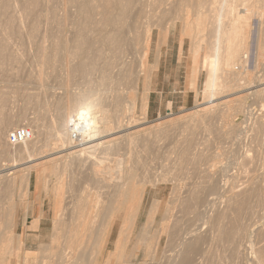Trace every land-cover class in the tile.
<instances>
[{"label":"rangeland","instance_id":"1","mask_svg":"<svg viewBox=\"0 0 264 264\" xmlns=\"http://www.w3.org/2000/svg\"><path fill=\"white\" fill-rule=\"evenodd\" d=\"M38 1V5L32 3L33 8L30 3L32 0H0V4H4L3 7H1L2 5L0 6V45L2 46L0 51V96L3 97L4 95L6 98L0 99L2 101L5 100L3 103L0 101L1 112L3 110L2 114H0V120L9 119V126L0 137V149L2 150V152L0 150V170H5L3 173L8 178L11 175L8 173L13 170L16 175L21 173L24 165H27L26 163H31L35 160L43 161L40 164L43 165L42 169H40L39 191L36 188V169L32 168L25 190L21 191L20 187L18 188V185H16L14 191L10 192L8 190L6 193L0 194V211L6 209L11 201L18 202L15 226L12 232L8 234L11 237L12 245L15 244L19 234L20 239L23 237L33 250L32 255H26L25 259L29 257L26 263L22 259L15 260L14 252H12L11 257L12 260H15L14 264H42L39 261V251L42 246L44 247L52 242V234L55 231L59 232V247L65 248L70 245V240L77 236L76 231L79 229L77 226L70 224L75 214H87V222L89 224L87 223L86 230L93 231L101 218V214H107L110 200L115 196L113 194L116 185L111 180L96 174L95 170L98 166H112L116 159H121L127 168H131V155L136 162L135 186L138 192L142 191V189L144 190L141 205L137 209L136 214L131 216L130 230L132 229V231L128 241L124 244L126 247L123 245L124 249H122L123 254L131 252V263L170 264L168 259L174 253L173 249H176L181 241L196 236L197 238H203V241H200L203 243L200 245L203 250L200 249L202 252L192 257L190 264H241L240 258L237 259L234 256L235 253L232 255L231 245L229 248V244L222 234L223 226L231 216L229 215V210L226 216L217 218L214 223L213 219L216 217L214 213L217 211L221 212L226 208L225 206H228L229 202L234 200L233 198L235 197H232L233 193H237L238 190L239 192L243 189L245 190L247 184L250 183V186L247 185L249 188L257 189L259 185V187H264V2L259 0L258 2L261 5L256 2V5L262 6L259 8L263 15L261 18L251 15L248 25L250 29L249 36L246 37L247 26L242 24L240 34L231 42V51L235 55L236 60H233L231 66L218 72L219 86L217 88L219 89L216 90L214 98L210 100L211 103H208V99L204 97V92H202L206 70L202 68L201 61L206 53L212 52L214 42L215 24L213 17L216 10L215 5L211 1L138 0L135 3L133 2L134 0H119L121 1L120 3L123 2L126 9L130 8L131 12L129 9L127 11L131 14L129 13L126 22L129 21L131 23L130 27L132 29H130L131 32L124 34L125 36L121 41V44H123V40L127 43L124 42L125 44L123 45L120 42L117 43L120 46L118 49H116V44L113 47L105 41L100 43V40H97L98 38L96 37L98 25L96 23H98V19L100 20L101 13L105 9L103 6L107 8L110 4V8L116 9L120 6V3L114 2L116 0L111 1L114 5L109 0H107L108 4L105 0H82L81 2L84 3L87 1L86 6H84V3L79 2L80 0ZM88 2L89 5L94 7L93 10V7H89ZM240 2V0H237L236 4ZM132 3H134L135 7L131 5ZM137 3L140 4L138 5ZM78 4H83L81 5L82 8H79ZM123 5L121 4V6ZM142 5L144 7L141 8ZM133 7L135 10H133ZM86 8L87 11L91 9L90 13L94 12L92 13L94 14L93 16L92 14L89 15L96 22L87 14L86 17H89L88 19L92 20L96 25L84 17ZM110 8L108 7L109 10ZM114 9L111 10L113 11ZM141 9L145 14L142 17ZM98 12H101L100 15H97L99 14ZM63 13H66V16L68 15L67 17L65 16L67 18L66 21L65 17L63 18L62 16L64 15ZM132 13H136L135 16L139 15L137 18L143 20H138ZM53 14L57 16L54 17ZM76 14L79 16L77 17ZM197 15L203 16V18L206 16L205 20L209 17V20H197L199 23L197 24L194 21L197 19ZM57 18H60L59 21L61 20L62 23L64 21L66 23L61 25L60 22H57ZM132 18L134 22H132ZM87 20L88 24L86 23ZM136 20L138 22L142 21V24L137 26ZM89 24L93 30L89 28ZM145 27L147 30L149 28L148 31H151V37L150 43L148 42L147 56L143 60L144 71L139 73L136 84L132 83V77L130 76L135 74H132V72L139 68V62L142 59L141 56H143V46L148 32H144L146 30ZM84 28L89 31L85 32L87 29L83 30ZM139 28L141 29L138 30ZM124 29L125 31L127 30L126 28ZM137 30L139 34H137ZM83 31L86 34L90 33V31L92 34L95 32L96 35L91 36V33V35H85ZM135 34H137V38L139 36L136 40L139 41L137 42L138 46L135 45L136 49L133 46L136 44L134 43L135 40L132 41V38H136ZM169 35L170 38L173 36V39L179 42V47L184 41V47L182 50L180 49L179 57L184 65L191 62V67L188 69L190 74L187 77L190 78L189 86L194 88V102L186 107L170 108L161 112L158 116H150L146 114L145 110L144 114L142 113V105L145 103L143 100L146 101L147 99V90L143 91L142 88H146L150 71L153 68V64L150 63L153 56L151 49L153 46L157 49L158 47H165ZM72 36H74L73 39ZM126 36L129 38L127 39ZM200 37L203 39L200 40V48L197 54L193 55ZM82 38L84 39L82 40ZM86 38L94 40L96 44L103 43L101 45L103 47L99 46L100 44L96 46V44L88 40L90 42L87 41L88 44L91 46L93 44L91 49L90 45L86 44ZM142 39L145 41H142ZM62 40L67 44V50L69 47L67 59L72 65L77 63V60H75L76 55L72 54L75 50V42L82 41L88 46L87 49L90 48L91 52L87 50V54L89 52L92 56L95 54L94 57H90L91 55L89 54L90 59H88V55L84 56L86 59L83 58L86 61L89 60V66L97 61V65H94L99 67L97 68L98 70L95 69L98 72L91 70L92 73L96 72L93 73V77L90 74L83 75L86 82L84 79L82 80L83 77L79 73H75L78 78H76L75 74H72L75 77H71V79L70 76H67V71L63 65L61 67L56 66L62 63L61 55L58 54V52L60 53V41L61 45L63 43ZM105 43H107L109 48L105 46ZM56 45L59 46L57 47ZM257 45L259 46L257 47ZM243 46L248 47L245 71L241 66V57L238 58L243 52ZM56 47L59 51L54 49ZM93 47H95V50L97 48H106L109 51L111 48L113 51L107 54L105 50L102 49L106 53L98 49L100 52H94ZM55 50L57 51L56 53L54 52ZM92 52L94 53L92 54ZM98 53L101 54V57L105 56V59L99 55L100 58H96L95 56ZM258 53L262 54L263 57L259 56ZM43 54L46 55V59L50 56L51 62L49 61V64L46 61L42 63ZM59 57L60 61L58 60ZM110 57L113 58L111 59ZM119 57L120 59H118ZM125 57L128 59L126 60ZM52 58L55 62H52L54 61ZM77 59L79 62L80 58ZM106 59H111L114 62L112 61L113 63H111V60ZM91 60L95 62L91 63L93 62ZM107 61L108 64L105 63ZM88 63L86 62V64ZM109 63L112 66L114 64V66H110ZM50 64H55V66L53 65L52 67ZM103 65L105 66L104 68ZM127 65H130L131 69ZM96 66L93 68H96ZM124 67L130 72L125 73L128 71H124ZM103 70L106 72L110 71L111 78L107 76L109 73L105 72L106 75L101 73ZM120 70L122 72L118 74ZM123 72L127 76L130 74V78L127 76L123 77ZM98 73H101L100 75L102 76ZM235 77L239 78L240 81L238 82L237 79V82H234ZM110 79L111 82H108ZM66 80V83L69 84V89L62 86H67V84H64ZM96 80L100 84L102 83V86L96 83ZM196 80L197 84L195 86ZM104 82H107V84ZM87 84L98 90V93H101H99L100 95L105 96V105L111 111L112 130L110 131L116 132L103 137L102 140L114 136L120 138L116 143L114 142L113 144L112 142L111 146L104 144L105 148L103 147L102 149V146L100 147L99 145L98 149L94 150L92 154H84V157L77 158L76 156L74 157L75 154L72 156L71 154L65 155L66 152L72 151L77 147H70L73 143L67 144L66 148L68 149H64L65 147L63 148L59 144L57 145V141L49 129L50 123L55 118L56 105L60 101L65 100L66 88L76 94L81 90L85 92L87 88H90V86H85ZM105 84L108 85V89L112 87L117 90L115 89L116 91L113 92L114 90L111 88L112 91L110 89L103 91L105 89L103 85L106 87ZM133 84L136 85L133 87ZM131 88L135 91L131 90ZM257 90L260 92L255 93ZM132 94L136 100V107L132 116L134 125L131 126V121L127 122L124 116L120 117L118 111L120 108L119 104L125 106L128 96ZM129 117L128 120H131ZM259 120L260 122L263 120L262 129ZM172 123L173 125L175 124L174 127H171ZM257 125L260 126L257 127ZM17 127H26L31 132V138L22 144L23 146L10 145L7 142L8 132ZM255 128L257 129L256 131ZM125 135H129V137L124 138ZM252 137L254 141L251 140ZM256 145L257 148L260 146L257 151H255ZM107 147L114 149V153L117 155L112 157L110 155L102 160H97L92 156L95 154L100 156L101 150L103 153H108L107 149L110 150V148ZM112 151L110 150V152ZM103 153L101 156L104 155ZM52 157L53 164L49 165L48 163ZM250 158L251 161H249ZM52 167L57 172L56 175L51 174ZM223 168L224 170H222ZM246 168H249L248 171L251 172L250 174L253 177ZM221 170L223 172L226 171L223 173ZM248 176L249 180L247 179ZM251 177L254 178V181H252L253 179L251 180ZM212 183H216L215 185H217L219 190H217L218 194L216 195V192L213 193L212 198H209L208 195L206 200L210 202L206 201L207 203L205 202L204 205L200 204L201 206H199V203H196L198 190L203 191ZM228 189L233 191L229 192L227 191ZM211 201L213 205H211ZM248 203L252 204V207L248 206ZM248 203L245 208L248 212H246L254 215L247 222L248 224L249 221L253 222L250 225V229H253L260 225L261 221H257L256 215L263 214L264 208L261 207V203L253 199H250ZM151 205H156V211L152 215L150 223H148L147 215ZM196 206H199L201 210L197 209ZM253 207L254 211L252 210ZM195 211L202 212V214H197L199 212ZM38 212L43 215V223L40 229L31 231L22 225V218L24 223L27 217L26 223L29 224ZM124 214L123 210L117 212L107 251L113 252L114 250L112 243L116 239L118 227L124 218ZM32 225L37 226L36 221H33ZM40 234H43L42 238L39 237ZM240 235L242 236L243 232ZM140 239L142 240L141 242H139ZM0 247V258L10 255V252L4 253L1 244ZM152 252H154L153 259L147 255V253L150 254ZM106 254L104 252L105 256ZM102 259H97L96 263L102 261ZM234 260L235 262H233ZM110 264L117 263L112 258Z\"/></svg>","mask_w":264,"mask_h":264},{"label":"bare ground","instance_id":"2","mask_svg":"<svg viewBox=\"0 0 264 264\" xmlns=\"http://www.w3.org/2000/svg\"><path fill=\"white\" fill-rule=\"evenodd\" d=\"M36 1L32 0V2H30V3L31 4L32 3H35V4L39 3L38 0H36ZM81 1L82 0H80L79 2H81ZM105 1H107V0H105ZM109 1L111 3L112 0H109ZM135 1H138V0H134L133 2H135ZM139 1H142V0H139ZM209 1H211V3L213 5H215V10H216L215 15L213 17V21L215 24L214 42H213L212 52L206 53V55L203 57V59L201 61V65H202V68L206 70V77H205V80L203 82V91L202 92H204V97L208 99V101H209L208 103H211L210 100H212L214 98V94H215L216 90L219 89V88H217V86H219L218 72L221 69L225 70L227 67L231 66L233 60H236L235 55L231 51L232 50V48L230 46L231 42L234 40V38L236 36H238V34H240V28H241L242 24L244 26H247L246 37H248L250 34L249 33L250 29L248 28L249 18H251L252 14L256 15L258 18H261L263 13H261V10L259 8L262 6L256 5V2H258L259 0H240L241 2L243 1L242 4H241V2L236 4L237 0H209ZM260 1L264 2V0L263 1L260 0ZM75 2H77V1H75ZM103 2H102V6L104 5ZM114 2L118 4L121 1L116 0ZM81 3H84V2H81ZM86 3H87V1H86ZM86 3H84L85 4L84 6H86ZM106 3L108 4V1ZM232 3H234V4H232ZM31 4H30V6H31ZM40 4H42V3L40 2ZM121 4L123 5V2L120 3V6L116 9L110 8V4H109V6H107V8H106V6H103L105 9L103 10L102 13L100 12L102 14V16H100V20L96 17L98 19V23H96V24H98L97 29H96L97 35L93 31L98 39L96 37L95 38L97 40H100L99 41L100 43H101V41H103V42L105 41L108 43V45H111L113 47L116 44V46H117V48L115 47L116 49H118L120 47L117 45V43L120 42V44H121V41L124 38V36L130 31V29H132L130 27L131 23H129V21L126 22V19L129 17V13L131 12L130 8H128L130 11V12H128L127 11L128 9H126L124 7V5L121 6ZM133 4L134 3H132L131 5H133ZM258 4L261 5V3H259V2H258ZM3 5L4 4H0L1 7H3ZM81 5H83V4H78V7L82 8ZM88 5H89V2H88ZM113 5H114V3H113ZM216 5L218 6V8ZM32 6H33V4H32ZM240 6H242V7H240ZM89 7H93V6L89 5ZM108 7L110 8V10L108 9ZM142 7H144V5H142L141 8ZM263 7H264V5H263ZM33 8H34V6H33ZM93 9H94V7L92 8V10ZM111 9H114V10L112 11ZM90 10L87 11V8H86V10L84 11L85 12L84 17H86V14L88 16L89 14L94 13V12L90 13ZM133 10H135V8ZM100 13L99 14L95 13V14L100 15ZM141 13H142L141 14V17H142V15L144 14V12H142V9H141ZM55 14H53L54 17L57 16V15L55 16ZM65 14L62 15L63 18L66 16ZM93 15L94 14H92V16ZM133 15L135 16L136 13ZM78 16L79 15H77V17ZM92 16L89 15V17H92ZM134 16H132V17L134 18ZM58 17H60V16H58ZM66 17H65V21L67 19ZM137 17L135 16V18H137ZM205 17L206 16H204V18ZM88 18L86 17V19H88ZM133 18H132V22H134ZM204 18H203V16L200 17L197 15V19H196V17H194V19H196L194 21L197 22V24H199L198 21H201ZM59 19L57 22L58 23L60 22L61 25L66 23L64 20H63L64 23H62L61 20L59 21ZM137 19L143 20L141 18H137ZM185 19H187V18H185ZM88 20H89V22H91L92 20L95 21L94 18L92 20H90V19H88ZM88 20H87V22L85 21L87 24L89 23ZM130 20H131V18H130ZM138 20L135 21L137 26H139V24L140 25L142 24L141 23L142 21L138 22ZM207 20H209V17L207 18ZM207 20H205V21H207ZM93 21L91 22L92 24H94ZM85 22H84V24H85ZM96 24H94V25H96ZM94 25H92V26H94ZM224 25H226V26L223 27ZM89 28H91L90 24H89ZM124 28H126L127 30L125 31ZM85 29H87V28H84L83 30H85ZM140 29L141 28H139L138 30H140ZM109 30H110V32H109ZM148 30H149V28H148ZM148 30L146 28V30L144 32H146ZM88 31H89L88 29H87V31L85 30V32H88ZM85 32L83 31V34H85V35H91L92 34L91 31H90L91 34L90 33L86 34ZM58 34H59V32H58ZM94 34H92L91 36H93ZM137 34H139V31ZM137 34H135L136 38H132V41L133 40L136 41L139 38V36L137 38ZM150 35H151V31H148L146 34V41L144 40L145 37L142 36V37H144V39H142V41L143 40L145 41L144 46L142 45L143 46V56H141L142 59L139 62V68L136 71L132 72V74L133 73H135V74H133L131 76H130V74H128V76H127V74L125 75L124 72L122 73V74H124L123 77H125V76L132 77L131 78L132 83L133 82L136 83L138 81L139 73L144 71L143 70V68H144V61L143 60H144L145 56H147V53H148L150 37H151ZM91 36H89V37L91 38ZM57 37H58V35H57ZM57 37L55 36L56 40H57ZM73 37L74 36H72V39H73ZM75 37H76V35H75ZM126 38H127V36H126ZM75 39L76 38H74V40ZM83 39L84 38H82V40ZM89 39L86 38V44H88L89 41H92V43L95 42L94 40H89ZM59 40H60V38H59ZM200 40H203V39L201 37L199 38V43L197 44L193 55H196L199 48H200V44H201ZM75 41H77V39ZM135 41H134V43H136V44L133 45V43H132V45L136 49L135 45H137L138 44L137 42H139V41H136V42ZM124 42H125V40H123V44L127 43V42H125V43ZM55 43H57V42H55ZM107 43H105V46H107L109 48ZM75 44H76L75 50L72 52V54L76 55L75 60H77V63H75L74 65L69 63V61L67 59V55L69 56V54H68L69 53V51H68L69 47L67 50V44H65V42L63 41V43L61 45V41H60V46L58 45L60 47V53L58 52V54H60L61 56L55 54L57 52L56 50L54 51L55 52L54 54L57 56H60L62 58L61 59L62 63L61 64L59 63L60 66L59 65H56V66L61 67L63 65L64 69L67 71V76L68 77L70 76V78L71 77L74 78L75 76L73 77L72 74H75V73L76 74L79 73L81 77H83V75H87V74L88 75L90 74L92 76L93 73L98 72L95 69H97L99 67L96 66L97 61L95 62L93 60H91V61H93L91 63L95 62L94 64H96V65H94V64H92V65L96 66V68H93L94 66L92 67V65L89 66V63H88L89 60L88 59H90L89 54L91 51H90V48L87 49V47L90 44H88V46H86L84 43H82V41L75 42ZM94 44H96V43H94ZM99 44H96V46ZM102 44H100L99 46H101ZM123 44H121V45H123ZM92 46H93V44H92ZM92 46L90 45L89 47H91V49H92ZM258 46L259 45H257V47ZM57 47L54 49H57ZM101 47H103V46H101ZM113 47H112V49H113ZM243 47H244L243 52L241 53V55L238 58L241 57V59H242L241 60L242 65L241 66H242V69H244V71H245V63L247 60V53H248L247 49H248V47L247 46H243ZM94 48L95 47H93L94 52H98L101 49V48L100 49L97 48L95 50ZM102 49L105 50L107 52V54H108V52L113 51V50H111V48H110V50L108 49L109 51H107L106 48H102ZM141 49H142V47H141ZM141 49H139V50H141ZM1 50H2V46L0 45V51ZM57 50L59 51V49H57ZM87 50L90 51L89 54H87ZM105 51H103V52H105ZM94 52H92V54ZM115 53H117V52H115ZM115 53H114V55H115ZM118 54H120V53H118ZM85 55H88L87 56L88 61L84 60V59H86V57L84 58ZM94 55L95 54H93V56L91 55L90 57H94ZM98 55L100 56L101 54L98 53L97 56H95V57L96 58L99 57ZM258 55L263 57L262 54L258 53ZM45 56H46L45 54L42 55V58H41L42 63H44V61H46V63L49 64V61L51 62V60H50L51 58H49L50 57L49 56L46 59ZM124 56H126V55H124ZM60 57L58 59L59 61H60ZM120 57L123 59L122 56H120ZM120 57L118 59H120ZM55 58H56V56H55ZM77 58H80L79 62H78ZM111 59H106V60L110 61ZM127 59L128 58H126V60ZM52 60H54V59L52 58ZM58 60H57V64H58ZM83 60L86 61L88 64H86V62H84ZM112 61L113 60H111V63L114 62V61L113 62ZM52 62H55V60ZM105 63L108 64V61ZM53 65L55 66V64H53ZM53 65H51V66L53 67ZM131 65H132V63H131ZM105 66H106V64H105ZM105 66L103 65V68ZM110 66H112V65L110 64ZM113 66H114V64H113ZM127 66H128V68L131 67L130 65H127ZM237 67H239V66H237ZM124 69H125V67H124ZM91 70L96 71V72L92 73ZM126 70H127V68L124 71H126ZM90 71H91V73H90ZM127 71L128 72H125V73L130 72V70H127ZM105 72L106 71H104V70L101 71V73H104L105 75H106V73H109V75H107V76H110V78H111L110 71L106 72V73ZM121 72L122 71L120 70L118 74H120ZM98 74H95V75H98ZM91 76H90V78L93 77V76L92 77ZM100 76H102V75H100ZM84 77L82 78V80L84 79V81L86 82V79ZM97 77H99V76H97ZM76 78H78L77 75H76ZM120 78H122V77L120 76ZM79 79H81V78H79ZM234 79H233V81H234ZM237 79H238V82L240 81L239 78H236L234 82H237ZM108 80H109V78H108ZM68 81H70V79H68ZM66 82H67V80L65 81L64 84H67ZM108 82H111V79ZM96 83H99V82L97 81ZM104 83L107 84V82H104ZM119 84H120V82H119ZM68 85L69 84H67V86L66 85H62V86H65L69 89ZM135 85L133 84V87ZM85 86H87V87L90 86V88H87V90H85V92H83L81 90L82 93H80L81 92L80 91L79 93L77 92L76 94L72 93L71 91H68L67 88H66V91L63 89L66 92L65 100L60 101L59 104L56 105V107H55V109H56L55 118L50 123V129H49L50 132L52 133V135L55 137V140L57 141V145L59 144L63 148L65 147L64 149H68V148H66L67 144L73 143V145H71L70 147H72V146H74V148L77 147L76 149H74L72 151H68L65 154V155L71 154V156L75 154L74 157L76 156L77 158L82 157V156L84 157V154H87V155L92 154V152H94V150L98 149L99 145H100V147L102 146L101 148L103 149V147L105 148L104 144L106 146H109L112 142L114 144V142L116 143L117 140L120 138V137L114 136V137H111L109 139L102 140L103 137H106V136L111 135L114 132H116V131H110V130H112V128H111V117H112L111 111H110V109L107 108V105H105V102H104L105 96L100 95L101 93L99 92L100 93L99 94L98 90H96L95 88H92L91 85L87 84ZM100 86H102V83L100 84ZM107 86L108 85H106V87H105L103 85V87L105 88L103 91H107L109 89H110V91H112L111 90L112 87H109V89H108ZM117 86H118V82H117ZM98 88H100V87H98ZM115 89L116 88L113 89L114 90L113 92H115L117 90V89L116 90ZM131 90L135 91L132 88H131ZM259 92L260 91L257 90V92H255V93H259ZM131 93L134 94V92H132V91H131ZM133 94L128 96V99L126 100L125 106H122L119 104L120 108L118 111V115L120 117L124 116V118L127 119V122L131 121L130 122L131 126L134 125L132 122L133 121L132 116L135 112V107H136V100L134 98L135 94L134 95ZM3 97H4V95H3ZM3 97L0 96V99H2ZM4 99H6V98L4 97ZM0 101L3 103L5 100H3V101L0 100ZM143 101L145 102V103H143L144 105H142V110H143L142 113L144 114L146 101L145 100H143ZM168 106H170L169 103H168ZM0 112H1V109H0ZM2 112H3V110H2ZM2 112L0 114H2ZM70 115H72V116H70ZM130 115H131V117H129ZM69 116H70V118H69ZM120 117H119V121H120ZM128 117H129V119L131 118V120H128ZM263 120H261V122L259 120V124H261V129H262V125L264 123V122L262 123ZM173 123H176V122H173ZM173 123H172L171 127L175 126V124L173 125ZM0 125H1L0 126V137H1V134L5 130H7L8 126H9V119L0 120ZM258 126H260V125H257V127ZM256 128H255V131L258 129V128L257 129ZM74 129L80 135L78 140L77 139L74 140L71 137V130H74ZM250 130H251V128H250ZM263 130H264V125H263ZM167 131H165V133H167ZM262 133H263V131H262ZM126 134H128V133H126ZM259 134L262 135L261 133H259ZM255 135H257V134L255 133ZM255 135L253 134L254 139H255ZM128 137H129V135H125L124 138H128ZM258 137H256V138H258ZM99 139H101V140L98 141ZM254 139H253V137L251 138L252 141H254ZM26 142H23L19 145H22ZM263 146H264V144H263ZM107 148H110V150H113V151L110 152V150L107 149L108 153L107 152L103 153V152H101L102 151L101 150L100 153H101V155L103 153L104 154L103 156H101L99 152L98 153L100 156H98V154H95L92 156H94V158L97 160H102L104 158H107L110 155H111V157L117 155L116 153H114L115 152L114 149H111V147H107ZM112 148H114V147H112ZM256 148H257V145L255 147V151L259 150L258 148L257 149ZM1 152H2V150H1ZM1 152H0V157H1ZM3 154H4V152H3ZM87 155H86V157H87ZM91 158H93V157H91ZM10 161H13V160H10ZM249 161H251V158L249 159ZM42 162H43L42 160H35L31 163H26L27 165H24V167H23L24 169L21 171V173H19L17 175H16V172H14V170L12 172L9 171L11 173H8V174H11V175L8 176V178L4 175L5 173H3L5 170L4 171L0 170V194L1 193L4 194L8 190H10V192L14 191L16 185H18V188L20 187L19 189L21 191L25 190L27 188L29 174H30V171L32 168L36 169V188H37V191H39V177L41 175L40 169H42L41 167L43 165V164L42 165H40V164ZM48 164L49 165L53 164V157ZM135 165H136V162L134 161V159L132 158V155H131V168H127V166L124 165V163L121 159H116L112 163V166H104V167L98 166V168H96V170H95L96 174H99L102 177H105V179H109V180H111V182H114L116 184L115 188H114V194H113L115 196L110 200V203H109L108 208H107V214H101V218H100L99 222L97 223L95 229L91 232L86 230V226H88V224H89L87 222V214H75L74 219L70 224L72 226H77L79 228L76 231L77 236L73 240H70L71 241L70 245H68L65 248H61V247H59V244H58V238H59L58 233L59 232L55 231L52 234V242L50 244L44 246V247L42 246V248L39 251V257H40L39 261L42 264H110L112 258L114 259V262H116L117 264H133V263H131V259H130L131 252H129V253L126 252L127 254H123L122 249H124V247H126L124 244H126V242L128 241V238H129L130 233L132 231V229L130 230L131 216L136 214V211L139 208V206L141 205V202H142L143 197H144V190L142 189V191L138 192V190L135 186V183H134L135 170H136ZM242 169H243V167H242ZM222 170H224V168ZM246 170L248 171L249 168L248 169L246 168ZM250 173L251 172H249V174ZM51 174L52 175L57 174V172L55 171V169L53 167L51 170ZM249 176L247 178L248 180H249ZM252 177H251V180L253 179L252 181H254V178H252ZM247 179H246V181H248ZM215 184L214 183L210 184L203 191L200 189L198 190L197 197H196V203L198 202L199 206H201L200 204L204 205V203L207 201L206 198L207 199H208V197L212 198L213 197L212 195H214L213 193L216 192L215 194L216 195L218 194V192H217L218 188H217V185H215ZM247 185L250 186V183ZM247 185H246V187L248 189L247 188L245 190L243 189L240 192L238 190L237 193L236 192L233 193L235 196L233 194H231V195H233L232 197H235V198H233L234 200L229 202L228 206H225L226 208H224L222 210L223 212L217 211L216 213H214V214H216V217H214L213 223L217 220V218H222V217L226 216L228 214L227 211L229 210V215H231V216L229 217L226 224L223 226L222 234L224 235L226 241L228 242L229 248L231 245V248L233 251V252L231 251L232 255L235 253L234 256L237 259L240 258L241 261L240 260L239 261L241 262V264H264V212H263V214H259L258 216L256 215V218H258V220L257 219L256 220L261 221L260 225L257 224L258 226L257 227L255 226L256 228L250 229L251 228L250 225H251V223L253 224V222L249 221V224H248L247 221L251 220L254 214H250V212H249V214H247L248 210L245 209L247 206V203L250 199H253L256 202L261 203L262 204V205L260 204L261 207L264 208V187H262V186L259 187L260 186L259 185L258 186L259 189H258V187L256 189L253 187L249 188V186H247ZM229 189L227 191L230 192L231 190H229ZM214 200L216 201V199H214ZM215 201H214V203H215ZM207 202H210V201H207ZM211 205H213L212 201H211ZM249 205L250 204L248 203V206ZM198 207L196 206L197 209L201 210L200 207L199 208ZM254 207H255V205H254ZM254 207L252 208V210L254 209ZM120 210H123L125 212V214H124V218L122 219V221L118 227V234L116 236V239L112 243L114 250H113V252L107 251L108 245L110 244L109 243L110 236H111V233H112V230H113L116 218H117V212H119ZM155 211H156V205H151V208L149 209L148 215H147L148 216V223H150L151 217L155 213ZM166 211H168V209H166ZM195 212H199V211H195ZM17 213H18V202L17 201H11V203H9V205L6 209H3L0 211V244L3 248L2 250H4L5 254L9 253L10 249L12 247L11 237L8 234L12 232V229L15 226ZM197 214H202V212H199ZM242 232H243V235L241 236L240 234H242ZM198 237H199V235H198ZM200 238L201 237L197 238L195 236V237H192L190 239L187 238V240H185V241H181L179 243L178 247L176 249H173L174 255L173 254H172V256L169 255L170 256V259H168L169 263L170 264H190L192 262V257L195 254H199V252H202V251H200V249L203 250V248H201V246H200L203 244L202 242H200V241H203L202 240L203 238H201V240H200ZM141 241L142 240L140 239L139 242H141ZM123 245H124V247H123ZM135 246L137 247V245H135ZM104 252L107 253L106 256L104 255ZM147 252H149V251H147ZM147 255L151 259L154 258V252H152L150 254L147 253ZM169 256H168V258H169ZM234 256H233V258H234ZM236 258H235V260H236ZM47 259H49V260L46 261ZM97 259H99V260L102 259V261H99L98 263H96ZM235 260L233 262H235Z\"/></svg>","mask_w":264,"mask_h":264},{"label":"crops","instance_id":"3","mask_svg":"<svg viewBox=\"0 0 264 264\" xmlns=\"http://www.w3.org/2000/svg\"><path fill=\"white\" fill-rule=\"evenodd\" d=\"M184 47V41L179 47V42L170 38H167V43L165 47L153 46L151 52H153L151 64L153 68L150 71V77L146 88L142 90H147V99L145 111L147 115L158 116L163 111H167L170 108H181L189 106L194 102V88L189 86L190 78L187 77L190 74L188 70L191 66V62L187 65L183 64L182 59L179 57L180 49ZM197 80L195 81V86ZM168 103L170 106H168ZM42 213L38 212L29 224L25 222L22 225L26 226L31 231H37L40 229L42 222ZM33 221H36L37 226H33ZM35 227V228H34ZM39 237H43L40 234ZM10 255H6L5 258H0L1 264H14L15 260L22 259L24 263L27 262L29 257L25 259L26 255H32V248L28 246L24 238H18L15 244L12 245L10 249ZM12 252H14L15 260H12ZM26 260V261H25Z\"/></svg>","mask_w":264,"mask_h":264},{"label":"built area","instance_id":"4","mask_svg":"<svg viewBox=\"0 0 264 264\" xmlns=\"http://www.w3.org/2000/svg\"><path fill=\"white\" fill-rule=\"evenodd\" d=\"M71 137L74 140H78L80 135L79 133L74 129L71 130ZM31 138V132L28 128L26 127H17L12 129L11 131L8 132L7 134V142L10 145H19L23 142H26Z\"/></svg>","mask_w":264,"mask_h":264}]
</instances>
